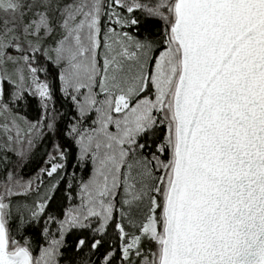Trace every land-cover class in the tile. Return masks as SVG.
I'll return each mask as SVG.
<instances>
[{
    "label": "snow or ice",
    "instance_id": "6c2138e0",
    "mask_svg": "<svg viewBox=\"0 0 264 264\" xmlns=\"http://www.w3.org/2000/svg\"><path fill=\"white\" fill-rule=\"evenodd\" d=\"M0 264H264V0H0Z\"/></svg>",
    "mask_w": 264,
    "mask_h": 264
}]
</instances>
